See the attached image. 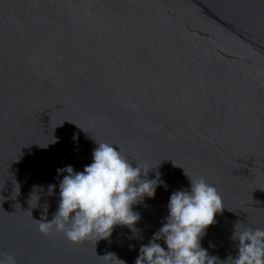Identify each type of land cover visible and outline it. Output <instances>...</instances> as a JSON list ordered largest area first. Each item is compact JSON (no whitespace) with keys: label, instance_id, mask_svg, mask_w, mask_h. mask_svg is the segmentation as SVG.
I'll return each mask as SVG.
<instances>
[{"label":"water","instance_id":"water-1","mask_svg":"<svg viewBox=\"0 0 264 264\" xmlns=\"http://www.w3.org/2000/svg\"><path fill=\"white\" fill-rule=\"evenodd\" d=\"M96 141L167 187L133 206L136 232L42 235L36 221L60 203L57 169L82 172ZM185 174L223 200L201 247L235 257L238 222L264 229V0H0V254L134 264L170 195L190 189Z\"/></svg>","mask_w":264,"mask_h":264},{"label":"clouds","instance_id":"clouds-1","mask_svg":"<svg viewBox=\"0 0 264 264\" xmlns=\"http://www.w3.org/2000/svg\"><path fill=\"white\" fill-rule=\"evenodd\" d=\"M96 143L92 163L82 172H75L71 165L57 169V174L63 175L59 183L60 203L51 222L35 220L42 235L55 230L70 243L79 244L93 237L96 241L107 239L115 226H127L136 232L134 225L140 215L133 211V206L145 197L153 198L158 186L167 187L158 173L156 179L147 178V166L133 167L118 147ZM186 176L190 189L170 195L166 222L147 245H141L134 264H264V229L245 227L243 223L235 225L231 237L238 242L235 257L230 255L221 261L201 247L200 241L215 223L223 200L218 189L204 178ZM54 190V185L48 186L49 195ZM160 240L167 250L157 243ZM100 258L108 264H112V258L115 264H126L112 253ZM0 264H17V260L13 255L0 254Z\"/></svg>","mask_w":264,"mask_h":264}]
</instances>
